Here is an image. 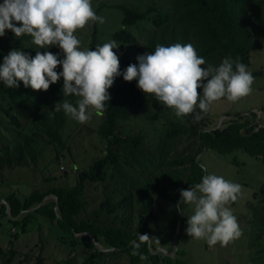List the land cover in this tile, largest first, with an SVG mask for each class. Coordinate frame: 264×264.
<instances>
[{"label": "trees", "instance_id": "obj_1", "mask_svg": "<svg viewBox=\"0 0 264 264\" xmlns=\"http://www.w3.org/2000/svg\"><path fill=\"white\" fill-rule=\"evenodd\" d=\"M164 5V9L149 7L144 12L118 7L123 13L121 19L123 28L114 33L112 38L124 44H137L136 38L124 28L134 26L152 15L150 19L154 30L142 43L141 54L154 51L157 45L191 44L197 54L205 59L206 64L203 67L208 65L216 67L224 58H230L248 66L249 54L256 47L249 42L250 31L261 30V36L264 37V0H164ZM27 37L24 35L18 39L13 49H16ZM95 38L96 30H93L90 50H95ZM9 51L0 44L1 64L3 57ZM23 52L34 57L37 50L31 47ZM49 52L59 54V58L63 59V54L58 47L52 46ZM129 64L134 63L131 60H125L119 64L121 73ZM55 71H61L60 66H57ZM117 78L107 90L110 100L106 105V110L102 113L104 121L98 130L101 138L106 141L105 156L94 161L87 170L79 171L76 175V184L72 187H51L44 192L35 190L28 196H18L15 193L6 195L4 201L10 213L7 220L14 226H18L23 233L28 223L40 217L52 228L58 227L62 232L59 238H67L68 243L73 247L84 244L88 249L95 251L94 244L88 238L81 237L80 240L75 238L78 234L89 233L101 247L118 249L113 252L96 250V255H124L130 264H141L142 262L147 264L148 258L154 255L150 253L147 241H138V235H149L146 219L151 218L153 212V196L170 204L171 216L175 219L178 210L177 203L181 199L180 190L188 189L190 183L201 177L199 173L194 174L191 168L194 167L192 166L194 158L203 148L211 149L222 155L241 149L264 161V128L259 127L258 122L254 123L255 114L251 121L244 120L240 116L236 119L227 118L224 121L226 123H222V127L211 131H208L213 129H209L211 122L208 112L201 113L202 118L199 120L194 118L195 113L182 118H177L175 115L174 118L167 116L169 118L167 124L159 130L158 137L155 135L158 138L155 144L145 149L142 136L122 137L115 131L118 121L127 119L134 105L142 108L154 97L146 96L137 87L135 80L122 81L118 84ZM62 86L63 79L61 78L57 83L49 86V91L52 94H61ZM198 92L202 94V88L198 89ZM0 96L9 102L14 111L13 114L5 111L11 124L20 128L21 124L17 118L23 116L28 119L31 126V131L18 134L12 150H9L7 146L0 149V170L3 165L26 166L30 161L34 163L36 152L40 149V141L43 139L52 147L56 159L63 155L66 144L59 131L63 119L61 111L54 112L42 94L34 92L30 87L25 88L22 83L18 88H8L0 83ZM261 112L264 114V108ZM183 135H186L187 139H193L197 147L190 155L176 159L169 158L170 153L174 152L176 141ZM129 160L138 165V176L142 177L143 182L140 183L134 177H130L131 174L127 175L126 171V174L118 172L120 174L118 177L123 181L129 177L130 182H127V185L135 189L140 201L137 222L133 226L135 230L126 214L120 220L121 226L114 225L115 223H112V226H104L103 222L88 219L78 220L85 206L83 196L86 183L103 182L108 167L114 166L116 169L120 161L127 166V169L132 167L133 164ZM188 165L190 167L187 171ZM180 167L185 168V173L177 170ZM117 191L119 201L114 203L111 197H106L100 204V208L107 214L130 208L131 193H124V185H121ZM48 196H54L57 201L52 198L38 206ZM253 199H258L260 204L259 224L264 229V184L258 193L253 194ZM56 202L57 212H55ZM234 203L231 202L229 205L233 206ZM6 205H1L0 215H6ZM248 207H252V204L248 203ZM31 208L35 210L26 212ZM14 217L17 219L12 220L11 218ZM17 235L18 233L15 232L12 236L17 237ZM63 240L67 243L65 239ZM9 241L8 244L11 245ZM133 241L140 243L139 249L133 248L131 243ZM150 247L154 249L153 246ZM134 250L137 255L132 254ZM14 255L15 252L12 249L6 254L0 249V264H11ZM154 257L157 262V257ZM74 262L75 259H71L63 263L72 264ZM39 263L40 261L37 262ZM91 263L92 259H87L83 264Z\"/></svg>", "mask_w": 264, "mask_h": 264}, {"label": "rangeland", "instance_id": "obj_2", "mask_svg": "<svg viewBox=\"0 0 264 264\" xmlns=\"http://www.w3.org/2000/svg\"><path fill=\"white\" fill-rule=\"evenodd\" d=\"M2 2L3 0H0V3ZM91 4L96 14L102 16L105 22L103 24L90 23L74 33L81 41V50L89 48L93 30H96V47L110 42L113 39L112 35L123 28L121 24L123 13L118 7L139 12H144L149 7L165 8L164 0H91ZM151 16L149 15L146 20L138 22L134 26L124 28L136 38L137 44H124L117 41L119 47L113 51L119 57V64L125 60L136 63L137 55L141 54L142 43L154 30ZM260 31L251 30L249 33L250 44L256 46L255 50L249 54L247 66L248 71L255 78L251 85L252 91L236 102L222 98L210 104L208 114L211 124L209 129L222 127L225 119L231 117L238 118L240 116L244 120L251 121L253 114H255L254 123L259 116L257 122L260 127L264 128V116L261 112L264 108V37L261 36ZM22 36L15 37L11 31L6 30V34L0 37V44L7 50H12L16 41ZM31 47L42 53L51 49V47L37 49L30 36L16 49L25 51ZM122 81H124L123 76H118L117 83L120 84ZM33 91L42 94L52 109L57 102L62 104L66 99L75 104L78 99L74 96L63 97L62 93L52 94L49 89ZM5 111L14 113L9 102L0 96V149L7 146L9 150H12L18 134L31 131V126L28 119L18 116L17 119L21 127L16 128L11 124ZM61 112L63 119L59 131L66 144L63 155L56 159L52 147L46 144L43 139L40 141V149L36 152L34 163L30 161L26 166L3 165L0 170V203L6 195L11 193L28 196L35 190L44 192L51 187H72L76 184V175L79 171L87 170L94 161L105 156L106 141L98 133L99 127L104 121L103 114L94 113L88 122L81 124L66 115L62 109ZM167 116L174 118V109L164 107L153 98L142 108H137L134 105L129 117L118 121L115 132L122 137L142 136L143 147L146 149L155 144L160 134L159 130L168 122ZM193 142V139H187L186 135H183L176 141L174 152L170 153L169 158L176 159L192 154L197 147V143ZM149 157L154 159L152 156ZM129 162L132 163L131 160ZM132 164L133 166L127 169V166L120 161L117 170L114 166L108 167L103 182L86 183L83 196L85 206L78 216V220L88 219L103 222L104 226H112V223L121 226L120 220L126 214L129 216L128 220L131 226L136 225L139 214V198L135 189L127 185V182H130L128 181L129 177L126 181L118 177L120 176L118 172L125 173L126 171L127 175L131 174L130 177H134L142 183V177L138 176V165ZM190 166L188 165L187 171ZM192 166H194L191 168L193 173H199L201 177L190 183L189 187L199 183L206 174L222 176L224 179L242 186V192L237 201L233 206L228 205L237 219L241 235L226 247L220 246L219 243L210 247L206 240L194 239L186 233L187 217L194 214L193 206L182 204L180 208L183 212L178 208L177 216L173 219L170 204L153 196V212L151 218L146 219V227L151 237L150 246L152 245L154 249L160 248L163 252L159 256L150 252L159 261L156 262L153 256L148 258L146 263L264 264V229L259 224L260 204L258 199H253V194L258 193L264 184V161L241 149L222 155L211 149L203 148L194 158ZM177 170L185 173V168L180 167ZM121 185H124L125 194L131 193L130 208L107 214L100 208V204L106 197H111V201L114 203L119 201L117 189ZM248 203H251L252 207H248ZM8 218L7 212L6 215H0V249L4 254L10 249L15 252L11 264H37L38 261H40L39 264H64L63 262L71 259H75L72 264H83L87 259H92L91 264H130L124 255L99 256L95 254L98 249L92 251L84 244L73 247L68 243L67 238H63L67 242L65 243L63 239L59 238L62 234L61 230L58 227L52 228L43 218H34L28 223L23 233L18 226L10 223ZM15 232L18 233L17 237L12 236ZM75 238L80 240L81 237L76 235ZM8 241L11 245L8 244Z\"/></svg>", "mask_w": 264, "mask_h": 264}, {"label": "clouds", "instance_id": "obj_3", "mask_svg": "<svg viewBox=\"0 0 264 264\" xmlns=\"http://www.w3.org/2000/svg\"><path fill=\"white\" fill-rule=\"evenodd\" d=\"M96 22L105 21L96 14L91 0H3L0 37L6 30L15 37L28 35L37 49L58 47L63 59L49 51H37L31 57L12 49L0 64V83L8 88H18L22 83L25 88L47 91L62 78L63 97L78 99L75 104L66 99L62 104L57 102L53 111L62 109L81 124L94 113L106 110L110 100L107 90L121 75L126 82L135 80L146 96L174 109L177 118L195 113L194 118L199 120L213 102L222 98L236 102L252 91L255 78L246 65L224 58L219 66L203 67L205 59L191 44L157 45L154 51L137 55L136 63L121 73L119 57L113 51L119 47L116 40L97 45L95 50L80 48L81 41L74 33ZM57 66L61 71H55ZM201 88L202 94L198 92ZM241 192V185L215 174H206L199 183L180 190L177 207L182 211L180 205L188 204L194 212L187 217V235L206 240L210 247L217 243L226 247L239 238L241 231L228 205L237 201ZM150 238L147 234L138 235L139 242ZM138 241L132 242L134 249H139Z\"/></svg>", "mask_w": 264, "mask_h": 264}, {"label": "water", "instance_id": "obj_4", "mask_svg": "<svg viewBox=\"0 0 264 264\" xmlns=\"http://www.w3.org/2000/svg\"><path fill=\"white\" fill-rule=\"evenodd\" d=\"M259 114V113H258ZM229 119H236V117H231V118H229ZM259 120V116H258V119H257V121ZM256 121V122H257ZM260 127V126H259ZM218 127H215V128H213V129H210L209 131H211V130H215V129H217ZM49 198H54V200L55 201H57L56 200V198L54 197V196H48V197H46V198H44V200H43V202L41 203V204H39L38 206H41L47 199H49ZM2 204H5L6 205V202L3 200L1 203H0V206L2 205ZM7 206V214H8V216H10V213H9V207H8V205H6ZM35 210V208H31V209H28V210H26V212H32V211H34ZM57 210H58V207H57V202H56V206H55V212H57ZM21 213H23V212H21ZM18 217V216H17ZM17 217H14V218H11L12 220H16L17 219ZM80 237H86V238H88L93 244H94V246H95V248L96 249H98L99 251H102V252H113V251H117L118 249H107V248H103V247H101L91 236H90V234L89 233H82V234H78ZM140 235V234H139ZM132 243V242H131ZM148 246H149V250H150V252L152 253V254H154V255H160V253L161 252H163L162 251V249H160V248H157V249H151V247H150V240L148 241Z\"/></svg>", "mask_w": 264, "mask_h": 264}, {"label": "crops", "instance_id": "obj_5", "mask_svg": "<svg viewBox=\"0 0 264 264\" xmlns=\"http://www.w3.org/2000/svg\"><path fill=\"white\" fill-rule=\"evenodd\" d=\"M263 116H264V114H263ZM152 246V245H151Z\"/></svg>", "mask_w": 264, "mask_h": 264}]
</instances>
